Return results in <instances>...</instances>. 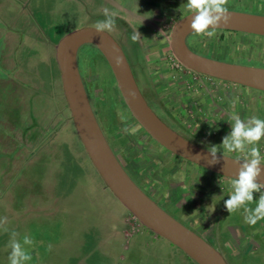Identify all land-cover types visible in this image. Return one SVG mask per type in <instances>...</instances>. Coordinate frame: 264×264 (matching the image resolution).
Returning a JSON list of instances; mask_svg holds the SVG:
<instances>
[{
    "label": "rangeland",
    "instance_id": "rangeland-1",
    "mask_svg": "<svg viewBox=\"0 0 264 264\" xmlns=\"http://www.w3.org/2000/svg\"><path fill=\"white\" fill-rule=\"evenodd\" d=\"M132 1L134 0H0V31L4 27L17 30L13 41L20 43L15 59L25 68V89L30 94L37 89L41 97H47V101L41 97L39 100L33 97L35 107L53 111L54 108L62 109L60 107L63 106L61 75L52 44L77 28L95 27L97 22L105 19V8L115 11L121 19L136 26L127 12ZM259 4L230 0L229 9L264 15V6ZM110 33L118 38L113 31ZM231 34L233 35L229 38L233 40L234 51L240 49L250 53V41L264 42L258 35ZM242 38L247 43H240ZM167 41L166 38L164 42ZM155 48H151L152 54L145 55L143 52L145 57L149 59L158 56L167 61L173 54L170 46H166L163 52L154 51ZM124 51L134 69L132 55L126 49ZM149 51L148 49L147 52ZM261 51L262 48L258 47L252 53L258 55ZM77 55L82 78L92 82L98 91L92 106H97L100 111L98 120L101 129L106 134L118 130L115 132L117 141L113 143L120 146L123 161L146 168L147 173L150 171L148 177H157L162 188L166 187L165 190L173 188L183 174L164 172L160 175L159 168H171L174 165L188 168L191 162L170 156L157 142H118L127 138L148 140L151 136L132 120L122 102L112 70L97 47L84 44L80 46ZM222 60L264 67L260 62L246 60L244 57ZM206 81L205 84L209 86L210 82H217L218 79ZM231 84L233 88V82ZM21 85L23 84L20 87ZM237 86L238 91L244 92L242 97L246 106L264 116V92ZM50 90L56 99L50 98ZM0 97L2 102L6 98ZM6 103L10 104L9 100ZM16 106L10 110L19 114L23 105L20 103ZM121 112L127 120L121 119ZM129 126L138 128L135 135L125 132V128ZM33 149L37 151L35 154L29 153L27 157L25 154V157L16 158L19 160L17 167L5 176L1 174L5 164L2 159L8 154L6 150L0 149V218H7L8 229H0V264H10L8 243L12 231L19 233L21 239L29 235L35 240L29 264H196L176 245L141 224L112 193L86 153L74 123L58 129L48 146L36 144ZM200 172L202 175L206 172L212 174L203 167H200ZM231 179L223 177L219 181L220 187L230 191ZM259 195L260 193H254V199H258ZM251 206L255 207V204ZM167 211L183 223L177 211ZM217 224L223 235L222 238L217 237L219 244L216 248L220 252L224 236L236 235L240 230L235 224L243 227V232L240 233H243L245 239L239 243L242 253L226 257L221 253L228 264H264V220L249 225L242 212L230 214L224 206Z\"/></svg>",
    "mask_w": 264,
    "mask_h": 264
},
{
    "label": "flooded vegetation",
    "instance_id": "flooded-vegetation-1",
    "mask_svg": "<svg viewBox=\"0 0 264 264\" xmlns=\"http://www.w3.org/2000/svg\"><path fill=\"white\" fill-rule=\"evenodd\" d=\"M238 2H250L252 5L260 3L261 7L264 6V0H238ZM127 12L129 18L136 22V26L129 24L127 20H123L117 15L115 27L112 31L118 38L110 34L120 44L123 51L126 49L132 55L135 70L133 67L131 69L139 89L149 106L167 125L200 146L210 149L211 146L215 145L222 153L220 144L223 137L231 131V125L228 120L233 111L245 119L251 116L264 118V116L254 112L252 107L246 106V102L243 99L244 92H242L243 90L238 91L236 86L246 87V89L255 88L233 83L234 88H236L235 91L218 90L215 87L216 81L210 82L209 86L205 84L207 83L206 79L208 81L214 80L213 77L191 69L186 70L181 62L171 69L168 60L166 61L164 58L160 59L155 56L148 59L145 57L146 54L153 53L151 52L152 47H156L154 51H162L166 46H170V34L174 23L189 14L186 8V0H134L131 2L130 7L127 8ZM136 31L140 34H138V40L133 42L131 36ZM16 32L17 30L9 27H4L0 31V96L6 97L3 102L0 97V149L2 151L6 150L8 154H5L3 156L5 159H2L5 163L1 171L2 176L9 174L12 169L14 170L17 167V161L19 160L16 158L25 157V154L27 157L29 153L35 154L37 151L33 149V146L35 147L36 144L48 146L52 138L57 135L58 129L68 123H73L72 114L64 94L63 106L60 107L62 109L54 108L53 111L52 109L48 111L47 108L37 106V104V107H35L32 101L33 97L39 100L41 96L37 89L33 94L27 93L25 89V68L18 64L15 59L20 43L19 41H13L14 36L17 35ZM231 33L253 34L260 36L262 40L264 39L262 34L219 28L217 34L211 39L201 38L190 32L186 36V43L193 51L206 57L218 60L228 57H244L246 60L254 59L264 65L263 41L258 40L259 43L256 40L250 41L252 45L250 53L240 51V49L234 51L233 40L229 38L233 35ZM164 38L168 39L166 43ZM243 38L239 42L247 43L246 39ZM56 44H52L54 48ZM258 47L262 48L261 53L258 55L252 53ZM148 49L150 50L149 53L147 52ZM143 52H145V55ZM187 71L188 74L186 73ZM82 80L91 107L99 123L98 113L100 114V111L97 106L95 108L92 106V102L94 103L95 96H97V88L93 87V83L87 79L82 78ZM217 82H228L231 84V82L221 79H218ZM20 84L23 85L20 87ZM52 93V90H50V98L56 99ZM41 99L47 101L46 96L41 97ZM6 100H9L10 104H7ZM20 103L23 105V110L19 114L10 110L16 108V104L19 106ZM260 110L262 111V109ZM130 116L132 120L138 123L132 115ZM115 132L103 133L104 135L106 134L105 137L108 143L134 181L164 209L177 211V215H179L186 226L217 247L219 244L217 237H223L220 234L222 231L220 225L217 224V219L223 211L224 202L228 199L229 194V191L221 188L219 184V181L225 176L212 171H210L211 175L208 172L202 175L201 172L199 173L201 166L174 154L160 145L170 156H177L193 163V165L189 164L191 168H184L180 165H174L171 168H166V166H164L165 168H159L158 172H160V175L164 172L183 174L182 179H178L177 184L173 188L169 187L167 191L165 190L166 185L164 186L165 189L162 188L157 177H148L150 171L147 173L146 168L123 161L119 152L120 146L113 143L117 141ZM216 132L221 134L218 135ZM118 142L157 141L153 138L148 140L127 138ZM259 146L262 153H264V140L261 141ZM228 155L236 157L237 154ZM130 158L132 159V157ZM168 159L170 160L171 158ZM154 165L156 166V164ZM0 178L2 177L0 176ZM222 206L223 208H221ZM238 225L235 224V227L240 228L237 231L238 233L236 235H225L224 243L220 245L221 253L225 257L242 253L239 243L245 239V236L240 233L243 232L241 230L243 227L241 228ZM190 260L193 261L191 258Z\"/></svg>",
    "mask_w": 264,
    "mask_h": 264
},
{
    "label": "water",
    "instance_id": "water-1",
    "mask_svg": "<svg viewBox=\"0 0 264 264\" xmlns=\"http://www.w3.org/2000/svg\"><path fill=\"white\" fill-rule=\"evenodd\" d=\"M231 19L220 28L264 35V15L229 9ZM191 14L178 19L170 34L173 55L188 69L198 73L264 91V67L226 62L201 55L186 43L192 32ZM93 44L108 62L120 96L132 117L160 145L207 170L233 178L239 165L235 157L217 152L210 163V149L200 146L167 125L149 106L139 89L130 63L120 44L109 33L83 26L65 34L56 44L63 92L78 136L106 186L138 221L180 248L197 264H228L209 241L172 216L148 195L129 175L108 143L91 107L78 67L80 46ZM135 91V98L129 92ZM264 182V175L259 178Z\"/></svg>",
    "mask_w": 264,
    "mask_h": 264
},
{
    "label": "clouds",
    "instance_id": "clouds-1",
    "mask_svg": "<svg viewBox=\"0 0 264 264\" xmlns=\"http://www.w3.org/2000/svg\"><path fill=\"white\" fill-rule=\"evenodd\" d=\"M186 8L191 14V29L195 36L201 38H213L221 24H228L231 16L229 14V0H186ZM105 19L96 23L94 29L98 33L109 34L115 27L117 13L104 9ZM138 31L131 36V40H138ZM135 98V91L129 92ZM122 120L127 117L121 112ZM231 131L225 135L220 144L223 157L228 154H237L235 162L239 165L238 175L230 182L228 199L225 200L226 210L232 214L242 212L244 220L249 225H255L264 220V182L259 178L264 175V153L260 143L264 140V118L251 116L241 118L233 111L228 120ZM138 128L129 126L125 132L135 135ZM221 150L215 145L210 147V163L219 162L217 152ZM254 193H260L258 199H254ZM255 204V207L251 205ZM7 218H0V229L7 231ZM35 240L25 235L19 238V233L12 231L8 247L10 249L8 260L10 264H29L32 260L31 249L35 247Z\"/></svg>",
    "mask_w": 264,
    "mask_h": 264
},
{
    "label": "crops",
    "instance_id": "crops-1",
    "mask_svg": "<svg viewBox=\"0 0 264 264\" xmlns=\"http://www.w3.org/2000/svg\"><path fill=\"white\" fill-rule=\"evenodd\" d=\"M215 87L218 89V90H233L235 91L236 88H232V84L230 83H226V82H215ZM249 93V92H247Z\"/></svg>",
    "mask_w": 264,
    "mask_h": 264
},
{
    "label": "built area",
    "instance_id": "built-area-1",
    "mask_svg": "<svg viewBox=\"0 0 264 264\" xmlns=\"http://www.w3.org/2000/svg\"><path fill=\"white\" fill-rule=\"evenodd\" d=\"M179 62L180 61L173 54L170 55V58L168 59V63L170 64L171 69L176 67ZM186 70H190V69L186 68ZM186 73L188 74V71Z\"/></svg>",
    "mask_w": 264,
    "mask_h": 264
},
{
    "label": "trees",
    "instance_id": "trees-1",
    "mask_svg": "<svg viewBox=\"0 0 264 264\" xmlns=\"http://www.w3.org/2000/svg\"><path fill=\"white\" fill-rule=\"evenodd\" d=\"M122 99V98H121Z\"/></svg>",
    "mask_w": 264,
    "mask_h": 264
}]
</instances>
